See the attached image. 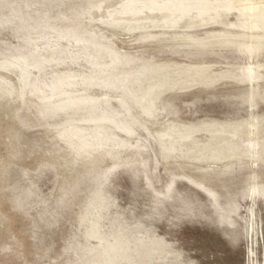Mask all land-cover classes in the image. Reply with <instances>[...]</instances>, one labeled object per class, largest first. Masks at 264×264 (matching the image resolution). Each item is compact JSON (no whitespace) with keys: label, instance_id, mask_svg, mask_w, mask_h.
I'll return each mask as SVG.
<instances>
[{"label":"rangeland","instance_id":"rangeland-1","mask_svg":"<svg viewBox=\"0 0 264 264\" xmlns=\"http://www.w3.org/2000/svg\"><path fill=\"white\" fill-rule=\"evenodd\" d=\"M74 1L0 0V19L3 18L0 60L5 56L32 55L37 49L43 57L72 62L74 65H68L74 72L84 71L81 66H85V59L95 55L92 46L50 39L56 44L46 48L40 38L49 34L42 28V17H49L50 22L51 16V19L63 14L70 16L73 4L86 2ZM117 2L108 0L106 4L115 6ZM102 13L93 12V18L99 19ZM234 13L228 16L231 23L235 21ZM10 17L14 19L7 23L5 19ZM56 22L57 26L64 24ZM91 28L107 37L110 33L109 38L115 42H112L113 47L121 54L130 52L132 56L135 52L133 56L140 57L136 51L142 44L138 47L133 42L134 36L110 31L98 21H94ZM155 30L159 29L149 31ZM221 32L236 30L208 25L195 29L194 33L203 36ZM175 57L160 53L154 60L186 62ZM261 60L264 61V55ZM209 62L213 72H220L229 67L228 62L236 60L209 59ZM237 62L245 64L242 58ZM61 67H46L42 73L47 72L43 75L48 79V74L51 76L57 68L63 70L65 66ZM31 72V76H36V70ZM4 74L0 72V76ZM4 77L14 80L13 76ZM245 88L248 87L224 81L212 90L195 86L173 93L178 123L186 126L248 118V105H241L236 97ZM93 90L95 94L101 91ZM25 99L21 106L12 97L0 99V264H108L106 261L116 264H264V196L250 191L254 174L256 184H264V162L258 161L251 167V162L245 159L242 165H233L225 175L216 172L222 163L200 171L198 166L205 164L192 162L194 165L182 160H177L178 164L174 160L163 162L152 138L140 130L137 138L147 146L146 151L136 156L124 151L119 159L101 157L91 158L89 162L76 159L80 163L74 161L73 165L77 167L68 166L69 152L62 142L58 143L54 126L69 118L79 122L86 117V110L80 108L74 115L63 113L41 120L36 99ZM116 105L114 99L108 103L111 110L117 109ZM255 113H264V101L258 102ZM167 121L169 119L161 117L156 124L149 123L147 127L153 131ZM196 136L199 142L206 140L203 133ZM257 149L261 151V147ZM261 158L264 161V155ZM104 173L107 175L103 181ZM189 177L206 180L216 196H207ZM94 226L96 234L90 236ZM111 246L120 248L122 257L109 252Z\"/></svg>","mask_w":264,"mask_h":264},{"label":"bare ground","instance_id":"bare-ground-1","mask_svg":"<svg viewBox=\"0 0 264 264\" xmlns=\"http://www.w3.org/2000/svg\"><path fill=\"white\" fill-rule=\"evenodd\" d=\"M106 1L108 0H86L83 5L75 3L70 16L63 14L58 19H51V16L52 23L47 20L49 17H42V28L49 31L46 37H40L44 47L50 48L56 44L50 40L54 39L56 42L64 41L94 48L95 55L85 59V66H81L84 70L82 73L74 72L73 67H69L68 64L74 65L72 62L63 63L43 57L37 49V53L32 55L5 56L0 60V72L5 73L4 76H13L14 80L10 82L8 78L0 76V97H12L20 106L26 102V97L35 98L41 120L55 118L63 113L74 115L80 108L86 110V117L79 122L69 118L54 126V135L60 140L58 143L62 142V146L69 152L70 159L66 155L69 159L68 166L75 164L76 159L81 162L101 157L119 159L124 151L131 152V155L135 153V156L136 153L146 151L147 146L137 138L138 131H144L152 138L163 162L174 160L178 164L177 160H182L202 166L205 164L203 167L198 166L200 171H207L212 169L211 166L222 163L216 172L224 175L233 165L241 164L245 159L251 162V167L258 161L264 162L261 158L264 155V113H255L258 102L264 101V61L261 60L264 55V0H118L115 6L106 4ZM101 11L103 13L99 19L93 18V12ZM233 12L235 21L231 23L228 16ZM13 19L6 18L5 21L10 23ZM56 20L64 24L57 26ZM94 21L110 31L134 36L133 42L143 45L136 51L140 57L133 56L135 52L132 56L130 52H118V48L116 50L113 47L115 42L109 38L110 33L107 32V37L91 28ZM208 25H219L225 30L234 29L236 32L195 35V29ZM153 29L159 30L149 31ZM160 53L183 58L186 62L154 60L155 55ZM145 54L151 55L143 58ZM241 58L245 61L243 65L237 62ZM209 59H234L236 62H228L229 67L224 71L213 72ZM55 66L65 67L63 70L57 68L59 71L56 69L51 76L48 74L47 79L43 75L47 72H42L46 67ZM33 70H36V76H31ZM224 81L248 87L236 95L241 105H248V118L186 126L178 123L173 93L175 95L176 92L195 86L212 90ZM95 88L101 90L99 94H95ZM111 99L116 101L115 110L108 106ZM1 104L2 102L0 106ZM159 117L167 118L169 122L149 131L147 124H156ZM13 118L12 120L15 119ZM201 133L206 135L204 142L196 139V135ZM258 146L261 147L260 152ZM106 175L104 173L101 180L104 181ZM76 176L79 175L75 174ZM256 177L254 174L252 185L248 188L253 194L264 196V184H256ZM189 179L203 189L207 196H216L206 180L193 177ZM104 208L103 206L102 209ZM93 229L90 236L96 234L95 226ZM100 245L104 249V245ZM108 251L122 257L121 249L117 246L109 247Z\"/></svg>","mask_w":264,"mask_h":264}]
</instances>
